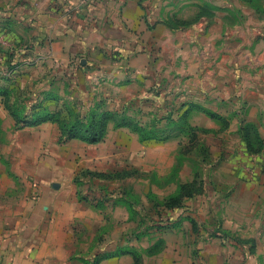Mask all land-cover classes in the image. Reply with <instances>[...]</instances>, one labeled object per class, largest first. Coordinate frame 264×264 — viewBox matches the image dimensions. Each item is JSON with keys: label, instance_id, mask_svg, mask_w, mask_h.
I'll list each match as a JSON object with an SVG mask.
<instances>
[{"label": "crops", "instance_id": "obj_1", "mask_svg": "<svg viewBox=\"0 0 264 264\" xmlns=\"http://www.w3.org/2000/svg\"><path fill=\"white\" fill-rule=\"evenodd\" d=\"M202 4L0 0V264H135L130 250L114 253L113 222L77 200L73 178L129 163L142 168L137 152L146 160L153 148L159 190L192 184L188 133L143 142L117 124H154L167 135L166 120L175 127L184 119L183 128L209 138L218 125L208 113L221 117L219 151H208L220 159L207 164L215 184L187 200L176 228L143 243L155 252L140 264H264V151L249 154L242 129L252 124L264 140V42H212L230 28L219 8L214 18L179 28ZM93 112L115 116L97 145L61 142L58 122L37 123L54 115L70 124ZM65 181L67 188L54 187Z\"/></svg>", "mask_w": 264, "mask_h": 264}, {"label": "rangeland", "instance_id": "obj_2", "mask_svg": "<svg viewBox=\"0 0 264 264\" xmlns=\"http://www.w3.org/2000/svg\"><path fill=\"white\" fill-rule=\"evenodd\" d=\"M200 2L203 3L201 11L192 17L190 21L178 20L179 28L181 27L185 30L187 27L198 23L201 19H212L215 16L213 12L216 8H219V11L221 10V20L230 28L229 31L227 29L221 30V38L213 39L212 42H264V0H218V3L221 4L220 7L207 3L206 0H200ZM235 25L238 26L235 27ZM214 121H216L218 126L212 131L214 136L209 138L205 136L198 138L199 132L205 135H208L209 132L198 131L195 128L192 130L190 129L191 127L187 126L183 128L184 119L175 127H170L168 120H166L167 135L162 134L160 131L156 132L154 124H149L148 127L151 128L147 127L146 129L149 132V137L164 138L169 135L179 136L185 132L189 134L193 154L191 160H189V157L187 159L193 165V177L196 181L194 186L195 195L188 198L184 197L181 203L175 207L167 206L166 202L170 197L177 196L180 193L181 186L173 192L167 190L171 187V184L167 182L166 190H159L158 186L161 183H158L157 178L153 174V166L155 165L153 148H150V154L146 160H144V156L141 154L142 150L137 152L140 160L144 161L143 163L145 164L142 168H137L132 163H129L127 164L128 169L121 171V173L126 172L127 176L120 175V171L108 173L112 176L111 179H108V181H113L112 184L105 183L107 178L101 179L92 176L93 171L90 172L89 170L87 172L84 171L85 174L80 173V175L73 178V184L77 188V200L91 212L96 213L100 218L102 217L104 221L113 222L115 236L112 244L115 249L114 253L124 252L123 250L125 249L130 250L131 255L134 256V260L138 264L144 257L152 256L155 249L145 250L143 243L147 240L152 243L153 235L156 233L176 228L177 224L175 225V223L184 216L182 209L185 208L184 205L187 200L202 195L204 193L202 188L205 184L208 187L214 186L215 166L210 167L208 165L218 163L220 159L218 156L214 158L210 157L208 151L211 148H214V151H219L221 138L217 136L221 135V117L220 119H214ZM242 129L247 150L250 142L254 154L262 153L264 151V140L259 135L258 128L252 124H244ZM257 135L260 136L262 142L258 139ZM247 137L249 138V142ZM260 150L262 151L259 152ZM184 151L183 149L184 156L177 160L178 171L181 168L183 169L184 162L187 160L184 159L187 157L185 156L187 153ZM73 160L71 159V162ZM10 162L15 164V162L20 163L21 160L10 159ZM125 166V163L118 162L119 168ZM185 176L189 178V169L182 172V178ZM100 180L102 181L98 182ZM68 185L67 181H65V184L57 186L61 189L62 186L63 188H67ZM104 232V228L99 230L97 238L99 245L106 241ZM137 248L142 249L138 251Z\"/></svg>", "mask_w": 264, "mask_h": 264}, {"label": "trees", "instance_id": "obj_3", "mask_svg": "<svg viewBox=\"0 0 264 264\" xmlns=\"http://www.w3.org/2000/svg\"><path fill=\"white\" fill-rule=\"evenodd\" d=\"M208 115L212 118V119H220V116L215 115V114H211L208 113ZM18 120L19 123H26L25 120H22L20 118H18L17 116H15ZM57 116L54 115H49L46 116L44 118H41L40 120L37 121V123H42L45 121H54V122H58L61 126V131H62V138H61V142H66L69 139H81L83 141H86L90 144L93 145H97L99 144L103 139L104 136L107 132V128L110 122H112L115 118V116L111 113H106V112H93L92 114H90V116L88 118H86L85 120H76V122L70 123V124H66V123H62L60 122V120L57 119ZM119 127L121 126H129L133 131H136L140 137H141V141L145 142V141H152V140H160V139H168L167 137L164 138H159V137H149L147 130L144 129L143 127L139 126L138 123H129V122H124L122 123L121 121L117 124ZM192 130H194V128H190ZM258 139H260V136L257 135ZM247 140L249 142V138L247 137ZM260 141L262 142V140L260 139ZM262 150H260L259 152H261ZM248 153L249 154H254V152L252 151V145L249 142V147H248ZM87 172V171H85ZM85 172H82V174ZM92 172V171H90ZM120 175H124L127 176L128 174L126 172H119ZM92 176H96L99 178H107L111 179L112 176L111 174H106V173H98L92 172ZM120 177V176H119ZM195 182L194 181L192 184H188V185H183L180 187V193L177 196H173L170 197L166 204L167 206L170 207H175L176 205L180 204L182 199L184 197H193L194 194V186H195ZM202 186V185H199ZM200 189V188H199ZM137 260V258H136ZM138 261V260H137ZM135 264H138V262L135 261ZM140 264V263H139Z\"/></svg>", "mask_w": 264, "mask_h": 264}, {"label": "built area", "instance_id": "obj_4", "mask_svg": "<svg viewBox=\"0 0 264 264\" xmlns=\"http://www.w3.org/2000/svg\"><path fill=\"white\" fill-rule=\"evenodd\" d=\"M87 0H84V2H86ZM13 73L12 71H6L4 74L5 78H12L13 77Z\"/></svg>", "mask_w": 264, "mask_h": 264}, {"label": "water", "instance_id": "obj_5", "mask_svg": "<svg viewBox=\"0 0 264 264\" xmlns=\"http://www.w3.org/2000/svg\"><path fill=\"white\" fill-rule=\"evenodd\" d=\"M54 187H55V188H58V186H57V185H54Z\"/></svg>", "mask_w": 264, "mask_h": 264}]
</instances>
